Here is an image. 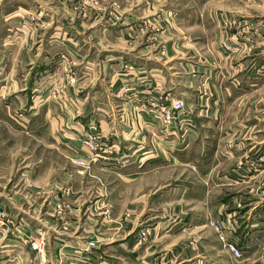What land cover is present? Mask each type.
Wrapping results in <instances>:
<instances>
[{
	"label": "crops",
	"instance_id": "obj_1",
	"mask_svg": "<svg viewBox=\"0 0 264 264\" xmlns=\"http://www.w3.org/2000/svg\"><path fill=\"white\" fill-rule=\"evenodd\" d=\"M165 98L185 104L168 129L149 104ZM1 122L33 139L22 143L20 181L40 200L20 204L13 185L1 204L14 214L55 210L63 165L84 182L70 162L89 159L74 139L82 132L106 149L87 182L119 178L108 202L115 219H130L103 222L88 254L81 235L52 231L49 264H264V0H0ZM93 193L85 211L68 207L76 229L96 227L103 200ZM23 218V238L0 232V264H38L29 236L58 227ZM211 221L224 223L241 259Z\"/></svg>",
	"mask_w": 264,
	"mask_h": 264
},
{
	"label": "rangeland",
	"instance_id": "obj_2",
	"mask_svg": "<svg viewBox=\"0 0 264 264\" xmlns=\"http://www.w3.org/2000/svg\"><path fill=\"white\" fill-rule=\"evenodd\" d=\"M52 94H54V92ZM1 126H2V122L0 123V127ZM89 135L94 136L96 139L97 148L95 150L89 148L87 144ZM16 136L21 137V139H19V137H16ZM16 136L10 133L8 134L7 132H4L3 129L0 131V154L5 158L4 164L0 166V191L5 192L6 194L4 195V197H0V232H4L6 234L11 233V232L16 233L17 234L16 236H22L23 238L22 234H25L24 230L25 228L27 229V226H29L27 225L29 222H27V220L23 217L25 216H27L28 218L32 217V219H29L32 223H34L35 220L39 221L36 218L39 215L46 216L47 218H49L50 216L55 218V220L58 223V227L51 228L48 226V229H46L43 226L38 225L37 228H34L35 229L33 233L34 236H29L31 237L29 238V240H31L32 242L28 245L31 247L32 251L36 253L38 262L40 261L38 264H49L46 259L47 252H46L45 246L47 243V240H46L47 237L54 234L52 231H55L61 235H64L65 237L69 236V234H75V236L81 235L82 238L84 239L83 240L84 246L82 247V252L88 254V253H91L93 249H96L98 246V242L100 243L101 241L99 237L101 236L100 235L102 231L101 224L103 222L105 221L116 222L115 224H117L120 228H122V225H124L125 220L130 219V214H126L124 218L115 219L116 218L114 215V213H116L115 207L111 205V203L108 202L109 201V196H108L109 189L111 187H115L119 185V178H116V177L106 178L105 176L100 175V177L95 176L94 181L87 182L88 179L93 177L92 176L93 174L91 173V171H92V167L94 166L93 163H96V162H93V158L97 156V154L104 155L106 153V149L103 146V142H101V139H99L97 135H94L91 132H82L81 134L76 135V137L74 138L81 145L82 151L88 154L89 159H87L86 161L80 158L70 160V162H72L73 166L77 170L76 171L77 175L75 176H78V177L80 176L81 178L85 179L84 182L83 181L81 182V180H77L75 178H69L67 175H64L68 173L66 169V166L68 165H63L62 167L65 166L64 167L65 170L63 171L62 175L58 173V176H59L58 187L55 186L56 184L54 185L50 182L48 183V187L55 186V188L58 189V192H60L61 195L63 196V199L59 201L55 210H51L50 212H48L46 208H43L44 210H42V212L40 213L36 211V208L32 207V209H30V211L27 212V210L25 211V209L22 206L20 209L21 213L16 211L17 214L16 213L14 214L13 212L9 211L5 207L6 205H3L1 203H3L2 201L6 200V198L9 199L11 197V196L8 197L7 195L9 191L12 189L13 185H17L16 190L21 189L20 193L22 194L23 199H21L20 204H25V205L32 204L33 205V203L37 204L40 200L37 194L34 191L30 190L29 187L28 189L25 188V190H23L24 181H20L22 177V173H23V169H22L23 164H24L23 156L25 157L29 153L27 149H25V151L23 150L24 146L22 143L23 141H26V140L31 141L33 139L31 138L25 139L23 135H16ZM42 139H45V138H42ZM17 141H21V142H19V144H16ZM33 151H37V150H33ZM17 154L19 157L17 156ZM15 156H17V159H15ZM7 157L9 159L14 158V160H16V163H18L16 166L17 171H13V166L8 165L7 159H6ZM34 159H35L34 156L32 157V159L26 158V160L30 161L31 163L34 162L33 161ZM67 161H68V158H67ZM64 163L66 164V161ZM47 168L49 171L53 173L55 172L54 167H53L54 170H51L50 165L47 166ZM60 168L61 166L57 169H60ZM118 172H119V169L111 171L112 175ZM60 175L63 178L61 180H60ZM72 179H74V181H72ZM98 190L101 191L102 193V196L100 197L99 200L101 201L103 200V202H101L100 205H96L94 208L95 220L97 221L96 227L87 228L88 226L86 224L84 225L81 224L84 227H81L80 229H76V226H72L71 220L69 219V216H68L69 208L68 207L69 206L71 207L73 204L80 201L79 202L80 206L83 207L82 211L83 210L85 211L89 205L94 204V203L96 204L95 194L93 192H98ZM74 191H79L78 193L80 195L77 196L76 194L77 192H74ZM116 214H119V212L117 211ZM86 218L87 217H85L81 222L84 223V220H86ZM49 220L52 221L51 219ZM47 224L49 225L50 223L47 222ZM141 233L138 239L139 243H143L147 241L146 236H149L150 229H144L141 231ZM59 238H62V237L59 236ZM34 240L37 242H35ZM63 242H65V240H63ZM33 244L39 245V248L41 249V251L39 250L35 251L32 247ZM33 263L35 264V262ZM58 264H64V263L63 261H61Z\"/></svg>",
	"mask_w": 264,
	"mask_h": 264
},
{
	"label": "built area",
	"instance_id": "obj_3",
	"mask_svg": "<svg viewBox=\"0 0 264 264\" xmlns=\"http://www.w3.org/2000/svg\"><path fill=\"white\" fill-rule=\"evenodd\" d=\"M151 108L157 112L160 116L161 122L165 128H172L175 123L182 117V113L185 109V104L183 101H173L165 98L164 100H156L153 99L149 102ZM87 140V144L89 148L95 150L96 146V139L94 136L89 135ZM102 154H97L93 158V162H97L100 158H102ZM210 226L215 230L218 235L219 241L222 243L223 247L230 253L232 256L239 260L242 258L241 251L237 248V246L229 242L225 233L226 227L223 222L220 221H211ZM33 249L35 251H41L39 245L33 244Z\"/></svg>",
	"mask_w": 264,
	"mask_h": 264
}]
</instances>
